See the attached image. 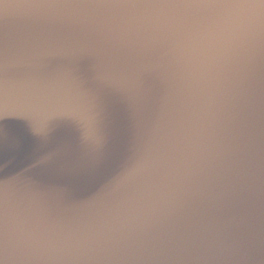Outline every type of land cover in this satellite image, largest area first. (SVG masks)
I'll use <instances>...</instances> for the list:
<instances>
[{"label": "water", "instance_id": "water-1", "mask_svg": "<svg viewBox=\"0 0 264 264\" xmlns=\"http://www.w3.org/2000/svg\"><path fill=\"white\" fill-rule=\"evenodd\" d=\"M0 264H264V0H2Z\"/></svg>", "mask_w": 264, "mask_h": 264}, {"label": "snow or ice", "instance_id": "snow-or-ice-1", "mask_svg": "<svg viewBox=\"0 0 264 264\" xmlns=\"http://www.w3.org/2000/svg\"><path fill=\"white\" fill-rule=\"evenodd\" d=\"M0 2H2V0H0Z\"/></svg>", "mask_w": 264, "mask_h": 264}]
</instances>
